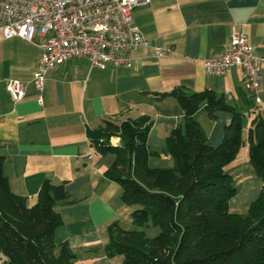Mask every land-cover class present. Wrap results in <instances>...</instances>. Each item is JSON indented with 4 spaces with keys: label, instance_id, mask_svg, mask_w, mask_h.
<instances>
[{
    "label": "crops",
    "instance_id": "obj_1",
    "mask_svg": "<svg viewBox=\"0 0 264 264\" xmlns=\"http://www.w3.org/2000/svg\"><path fill=\"white\" fill-rule=\"evenodd\" d=\"M131 15L146 43L129 53L133 64L100 70L90 68L85 58L67 60L47 72L41 105L30 84L17 102L4 89L7 80L30 81L40 62L39 39H4L0 33L2 173L10 191L23 197L27 206L34 203L43 180L63 184L68 198L56 203L61 225L53 232V242L66 243L80 264H121V256L104 254L107 229L116 224L129 230L133 209L121 202L119 186L103 176L114 156L100 153L87 133L107 119H147V166L170 168L173 161L164 141L184 123L172 92L210 91L242 116V144L225 167L235 187L228 211L244 214L241 211L260 191L247 160L246 129L256 112L264 115V60L258 63V104L244 89L239 67L210 76L203 61L219 57L233 32L242 33L249 49L264 58V0H149ZM155 48L164 56L155 57ZM230 117L225 111L209 117L203 109L193 115L210 146L220 142ZM109 142L118 145V138Z\"/></svg>",
    "mask_w": 264,
    "mask_h": 264
},
{
    "label": "trees",
    "instance_id": "obj_2",
    "mask_svg": "<svg viewBox=\"0 0 264 264\" xmlns=\"http://www.w3.org/2000/svg\"><path fill=\"white\" fill-rule=\"evenodd\" d=\"M183 112L182 127L165 138L170 168L147 166V119H107L87 133L90 144L114 161L103 176L116 183L121 202L132 207L131 223L148 224L158 233L147 238L143 230L108 227L107 258L121 256V264H264V115L256 112L246 129L247 160L260 181L258 196L244 214L230 213L235 194L225 167L241 146V115L210 91L171 93ZM203 109L212 117L225 111L231 117L215 146L193 115ZM118 138V145L109 139ZM0 157V264H80L66 243L54 244L61 225L56 203L68 195L63 184L43 180L30 206L13 194L2 173Z\"/></svg>",
    "mask_w": 264,
    "mask_h": 264
},
{
    "label": "built area",
    "instance_id": "obj_3",
    "mask_svg": "<svg viewBox=\"0 0 264 264\" xmlns=\"http://www.w3.org/2000/svg\"><path fill=\"white\" fill-rule=\"evenodd\" d=\"M149 0H0V33L2 38H20L32 42L38 38L40 62L30 81L7 80L4 89L13 102L19 101L28 84L41 105V93L49 70L63 62L85 58L90 68L103 70L107 66L129 68L133 58L129 53L146 45L133 24L132 11L147 6ZM157 58L164 51L155 48ZM257 57L240 32L229 35L228 48L217 58L203 61L207 75L223 76L233 66L240 69L244 89L254 104L262 77Z\"/></svg>",
    "mask_w": 264,
    "mask_h": 264
},
{
    "label": "rangeland",
    "instance_id": "obj_4",
    "mask_svg": "<svg viewBox=\"0 0 264 264\" xmlns=\"http://www.w3.org/2000/svg\"><path fill=\"white\" fill-rule=\"evenodd\" d=\"M235 199H237V198H235ZM245 210L244 211H241V212H244L245 213L246 212ZM238 214H242V213H238ZM126 228L129 229V230H143V232L145 234V237H147V238H152V237H154L158 233V228L153 227L150 224H148L146 226H143V227H136V226H134L132 224L131 226H127ZM4 260H6V258L0 253V263L2 261H4Z\"/></svg>",
    "mask_w": 264,
    "mask_h": 264
}]
</instances>
